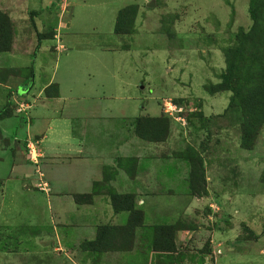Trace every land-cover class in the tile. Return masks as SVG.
<instances>
[{
    "label": "rangeland",
    "instance_id": "374dc122",
    "mask_svg": "<svg viewBox=\"0 0 264 264\" xmlns=\"http://www.w3.org/2000/svg\"><path fill=\"white\" fill-rule=\"evenodd\" d=\"M249 11V0H0V264H264V107L247 82L221 88ZM161 119L169 134L156 141ZM185 156L203 161L202 198ZM69 169L77 180L61 181ZM113 193L144 212L132 251L88 246L128 220ZM165 224L191 227L175 255L151 246L147 228Z\"/></svg>",
    "mask_w": 264,
    "mask_h": 264
},
{
    "label": "trees",
    "instance_id": "16d2710c",
    "mask_svg": "<svg viewBox=\"0 0 264 264\" xmlns=\"http://www.w3.org/2000/svg\"><path fill=\"white\" fill-rule=\"evenodd\" d=\"M250 16L253 20V27L247 35L237 37L234 45L227 52L233 50L234 53H239L238 57L228 56L226 57V68L224 74L221 76V88L223 90L232 89L231 85L240 84L246 85V82L253 85V89L249 92L248 97H255L254 103L257 109L264 107V105L256 104V100H264V34L258 45L257 50L254 49L250 57H245V43L244 40L253 38L260 30L263 22L261 11H264V0H249ZM264 14V13H263ZM118 17V14H116ZM116 17V19H117ZM6 26H8V20L6 18ZM244 38V39H243ZM246 60V61H244ZM234 103V99L230 101V106ZM4 110L0 112V116L4 115ZM4 118V117H3ZM140 123H144L147 120L140 119ZM169 121L167 119H161L159 128L157 124L152 128L156 137V141H162L164 137L168 136ZM152 131V130H151ZM158 131V132H157ZM136 132V131H135ZM137 133V132H136ZM141 138L143 133H137ZM165 138V139H166ZM164 139V140H165ZM185 160L188 162L190 170L187 177L188 189L191 196L202 198L207 194L205 191V178L203 172V161L198 157L188 158L185 156ZM135 196L132 194L118 195L113 193L111 195V204L115 212L127 211L129 213L128 220L125 225L118 226L116 228L112 226H99L96 232V238L94 241L88 244L94 250L99 252L107 250H115L118 252L132 251L134 245V238L136 234V228L142 227L144 221V212L141 209L135 207ZM75 202L79 203V197H75ZM144 226V225H143ZM185 229H191L189 225H152L148 227L147 231L152 232L150 237L151 246L154 252L160 254H177L175 245V235L178 231ZM205 250V251H204ZM200 250V254H206L208 249Z\"/></svg>",
    "mask_w": 264,
    "mask_h": 264
},
{
    "label": "crops",
    "instance_id": "0c3cea01",
    "mask_svg": "<svg viewBox=\"0 0 264 264\" xmlns=\"http://www.w3.org/2000/svg\"><path fill=\"white\" fill-rule=\"evenodd\" d=\"M51 82L52 81L50 80L48 83H51ZM71 170H72V172H70ZM60 175H61V181H67V180L69 181V179H71L72 177H73V180H72L73 182L77 180L76 174L74 175L73 169H69V171L65 170V172H63V170H62ZM181 232H183V231H181ZM179 234H180V232H177V234H176L177 237L179 236ZM170 258H171L170 256H161L160 259H161L162 264H172V263H170L171 262V260H169Z\"/></svg>",
    "mask_w": 264,
    "mask_h": 264
},
{
    "label": "water",
    "instance_id": "95a60500",
    "mask_svg": "<svg viewBox=\"0 0 264 264\" xmlns=\"http://www.w3.org/2000/svg\"><path fill=\"white\" fill-rule=\"evenodd\" d=\"M149 6H151V4H149Z\"/></svg>",
    "mask_w": 264,
    "mask_h": 264
}]
</instances>
